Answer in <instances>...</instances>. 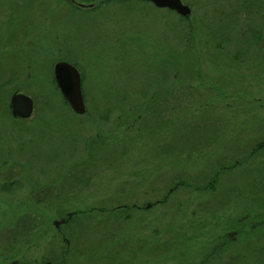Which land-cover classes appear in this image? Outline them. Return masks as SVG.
Wrapping results in <instances>:
<instances>
[{"label":"rangeland","instance_id":"rangeland-1","mask_svg":"<svg viewBox=\"0 0 264 264\" xmlns=\"http://www.w3.org/2000/svg\"><path fill=\"white\" fill-rule=\"evenodd\" d=\"M104 1L0 0V264H264V0Z\"/></svg>","mask_w":264,"mask_h":264},{"label":"water","instance_id":"water-1","mask_svg":"<svg viewBox=\"0 0 264 264\" xmlns=\"http://www.w3.org/2000/svg\"><path fill=\"white\" fill-rule=\"evenodd\" d=\"M73 1V0H72ZM152 3L158 9H168L183 18H188L192 10L182 0H140ZM80 7H86L81 5ZM90 7H93L92 5ZM56 83L72 110L80 116L86 114V105L82 92V78L79 70L68 62H58L54 68ZM10 109L14 118L26 120L34 112V100L23 93H16L10 101Z\"/></svg>","mask_w":264,"mask_h":264},{"label":"flooded vegetation","instance_id":"flooded-vegetation-1","mask_svg":"<svg viewBox=\"0 0 264 264\" xmlns=\"http://www.w3.org/2000/svg\"><path fill=\"white\" fill-rule=\"evenodd\" d=\"M38 202V201H37ZM2 203V202H1ZM1 205V204H0ZM1 206H5V205H1ZM5 215H0V218L1 220L4 219ZM67 224V220H65L64 218L61 220V222H53V226L60 230L61 227L65 226ZM43 228L40 227V231L43 233V234H46L45 231H49L50 227H45L44 225H42ZM5 228V225H1L0 226V232L1 230H3ZM39 235H41V233H39ZM64 240H66V238H64ZM36 247V250L39 252V247H40V242L39 241H35L34 244H33V248ZM14 264H39V262L37 260H34L32 262H27V261H24L23 259H20V260H16L13 262ZM48 264H52L51 262H47ZM3 264V263H2Z\"/></svg>","mask_w":264,"mask_h":264},{"label":"trees","instance_id":"trees-1","mask_svg":"<svg viewBox=\"0 0 264 264\" xmlns=\"http://www.w3.org/2000/svg\"><path fill=\"white\" fill-rule=\"evenodd\" d=\"M84 1L94 2L96 0H84ZM111 1L112 0H106V1L103 2V4L106 3V2H111ZM218 177H219V174L216 175L215 179L212 180V182L207 186V188H214L215 185L217 184L216 182L218 181V179H217Z\"/></svg>","mask_w":264,"mask_h":264}]
</instances>
